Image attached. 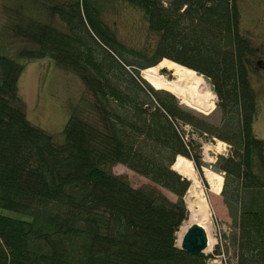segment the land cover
Listing matches in <instances>:
<instances>
[{
	"label": "trees",
	"instance_id": "1",
	"mask_svg": "<svg viewBox=\"0 0 264 264\" xmlns=\"http://www.w3.org/2000/svg\"><path fill=\"white\" fill-rule=\"evenodd\" d=\"M124 1L142 9L158 35L143 62L129 59L103 21L105 0L4 4L3 32L26 46L0 49V264H208L210 255L176 244L192 183L173 167L179 156L202 164L189 126L232 145L216 164L226 176L223 201L233 208L236 264H264V139L254 132L255 47L242 32L239 0ZM45 57L93 94L87 104L96 116L74 108L61 141L29 121L19 93L26 61ZM167 58L210 79L219 123L184 108L135 68ZM117 163L155 185L133 186L112 172Z\"/></svg>",
	"mask_w": 264,
	"mask_h": 264
},
{
	"label": "rangeland",
	"instance_id": "2",
	"mask_svg": "<svg viewBox=\"0 0 264 264\" xmlns=\"http://www.w3.org/2000/svg\"><path fill=\"white\" fill-rule=\"evenodd\" d=\"M13 1L0 0V49L6 45L7 47L12 46L13 48L26 46V43L21 39H14L8 32H3V29L8 23L4 4L8 8L9 3ZM58 1L65 2L67 0ZM239 6L241 10L242 32L255 47V54L251 57L252 62L250 65V78L258 104L254 132L258 138L264 139V0H239ZM40 13L42 14L39 16L43 18L44 16L45 18L49 17L45 11H41ZM101 17L105 23L114 28L118 39L127 45L130 53L128 55L129 59L143 62L145 57L143 55L144 52L151 51L158 39V35L149 28L144 11L124 0H105ZM62 23L61 19L57 18V24L60 25ZM168 59L164 60L161 64L160 61L154 66L142 68L136 65L135 68L139 70L141 77L149 83L151 82L146 77V71L156 70L160 75L170 81L185 80L192 73L202 77L209 85V90L206 91L208 93L213 92L216 96L211 101L210 106L215 103L212 109H204L210 106L205 107L199 102L187 99L177 87L168 85L156 87L152 83L151 85L155 89H163L173 93L184 108L204 116L212 122L219 123L221 119V112L218 107L219 98L210 79L191 67L186 66L195 72L186 69L183 70V68L172 62L174 60L170 59V61ZM25 65V69L19 80V93L25 102V111L32 124L43 128L52 134L57 141H61L63 130L74 108L78 109L77 111L81 112L82 115L89 117L96 116L87 104L88 102H92L93 94L76 73L58 66L49 57L27 60ZM187 129L188 131L186 133L189 139L193 138L195 143L200 146L199 153L202 164L200 169H198L193 160L186 157L193 163L194 170L192 178H189L192 184L185 196V200L188 206L190 201L197 199V196L199 198H206L209 202V210L213 221L211 235L215 238V243L204 254L210 255L208 264H236L237 257L231 239L236 235V227L232 216H230V210L233 208L223 201L222 193L226 176L225 172L220 171L216 164L220 156H228L231 154L233 151L232 145L219 138L213 139L205 135L202 136L190 129V126ZM111 170L115 174L126 175L135 187L148 184L155 185L146 176L133 171L121 163L113 165ZM207 170L223 178L221 189L213 187L212 182L207 177ZM177 172L180 173L179 171ZM180 174L185 176L183 173ZM185 177L188 178L187 176ZM162 191L170 198H176L166 188H162ZM186 224L187 219L181 227ZM181 227L176 234V244L180 248L182 241L179 240V232ZM218 245H220V250L215 251Z\"/></svg>",
	"mask_w": 264,
	"mask_h": 264
},
{
	"label": "bare ground",
	"instance_id": "3",
	"mask_svg": "<svg viewBox=\"0 0 264 264\" xmlns=\"http://www.w3.org/2000/svg\"><path fill=\"white\" fill-rule=\"evenodd\" d=\"M146 73V77L154 86L159 87L162 85H168L177 87L180 89L182 95H184L187 99L199 102L205 107L210 106L211 101L216 98L213 92H207L209 90L208 83L195 73L190 74V76H188V78L186 77L187 79L185 80L175 81L168 80L166 77L160 75L156 70L150 72L146 71ZM174 168L180 173H183L188 178H192L193 176V163L185 157L179 156L176 163L174 164ZM207 177L212 182L213 187L216 189L222 188L223 178L220 175L207 170ZM209 207L208 200L203 197L199 198V196H197V199L190 201L188 205L189 215L187 218V224L181 227L179 232L180 241H182L183 236L187 232L189 226L197 223L203 226L207 232L208 247L206 250L210 249L214 245L215 238L211 235L213 230V221Z\"/></svg>",
	"mask_w": 264,
	"mask_h": 264
},
{
	"label": "water",
	"instance_id": "4",
	"mask_svg": "<svg viewBox=\"0 0 264 264\" xmlns=\"http://www.w3.org/2000/svg\"><path fill=\"white\" fill-rule=\"evenodd\" d=\"M207 247L208 236L205 228L197 223L190 225L182 239L181 248L190 252L203 254Z\"/></svg>",
	"mask_w": 264,
	"mask_h": 264
}]
</instances>
